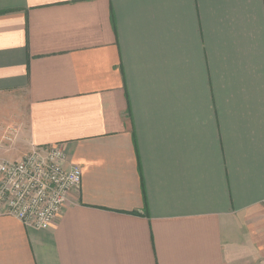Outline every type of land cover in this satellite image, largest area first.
Masks as SVG:
<instances>
[{
    "label": "crops",
    "instance_id": "1",
    "mask_svg": "<svg viewBox=\"0 0 264 264\" xmlns=\"http://www.w3.org/2000/svg\"><path fill=\"white\" fill-rule=\"evenodd\" d=\"M53 144L0 264H264V0H0V160Z\"/></svg>",
    "mask_w": 264,
    "mask_h": 264
},
{
    "label": "built area",
    "instance_id": "2",
    "mask_svg": "<svg viewBox=\"0 0 264 264\" xmlns=\"http://www.w3.org/2000/svg\"><path fill=\"white\" fill-rule=\"evenodd\" d=\"M65 159L63 147L53 144L34 146L16 161L0 160V215L49 229L81 180L80 167L65 166Z\"/></svg>",
    "mask_w": 264,
    "mask_h": 264
}]
</instances>
